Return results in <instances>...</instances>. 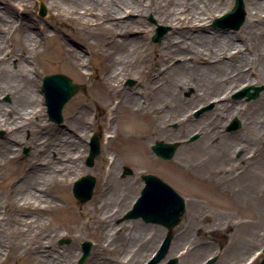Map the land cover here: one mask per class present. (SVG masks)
I'll return each mask as SVG.
<instances>
[{
    "label": "rangeland",
    "instance_id": "374dc122",
    "mask_svg": "<svg viewBox=\"0 0 264 264\" xmlns=\"http://www.w3.org/2000/svg\"><path fill=\"white\" fill-rule=\"evenodd\" d=\"M42 1L46 6V14L44 16L40 15L39 0H24L20 3L14 1V4L0 0V13L7 24L5 25V30L3 29L0 34L6 35L8 38L6 44L8 48L12 46L17 48L21 42L24 43V40H26L24 35L27 32L31 34L47 33L48 36L59 38L55 43L42 36L39 38L40 43L37 45V55H33V64L36 67V72L32 73L34 87L38 89L36 97L38 113L34 118L28 119V122H26L28 128L24 131L26 138L31 136V132L36 131V141L42 146L43 152L52 151L49 156H45L42 153L35 152L31 144H15L14 151L17 149L18 162L4 163L2 158H0V228L1 231L5 229L2 234L5 236L10 230V234H15L16 237L19 234L26 235V241L24 242L25 251L16 243L13 249L15 254L13 261L3 262L2 264H37L35 259L28 261L27 234L40 236L45 233L52 236L53 246L57 249V252L74 250V264H80L79 262L83 255V242H91L90 253L81 264H95L98 256L96 246L101 239L97 231L84 225L88 222V219H82L79 213L86 211L90 205L99 200H103V205H109V209L112 212L119 211L113 222L120 233L114 234V238L118 239V242L112 246L111 243L108 244L109 242L104 244L110 248L117 247L114 259L122 261L120 264H127V260L124 259L125 251L130 244L133 232L137 230L136 227L143 225L146 228L143 231L144 244L140 252H138L140 255L134 258L131 264H144L149 261L165 238L167 229L159 224L146 223L141 218L127 219L125 217L141 194V190L144 187V181L142 180V174L144 173L154 174L167 182L188 204L180 224L173 230L174 237L170 244L166 261L178 256V264H190L191 261L195 264H209L211 259H214L211 264H259L263 256L262 254L258 255V250L261 252L264 247V221L260 222L259 220L264 217V179L256 176V170L260 165L262 167L261 170L264 171V159L261 161L264 158V129L261 128L256 131L252 126L254 120L261 122L264 119V103L260 101V97L264 93V82L262 84L242 82L228 95L229 106H239L242 111L241 115L234 114L229 116L219 126L220 134H225L231 139L230 153L233 156V162H231L230 166L225 165L226 161L220 157L208 158V156L202 155L199 158L201 153L190 146L199 141L201 133L199 130L194 129H185L182 132H177L180 129L177 120H173L168 124L172 131H176L175 134L145 140L144 145L148 148L152 158L150 161L140 162L138 161L140 157L132 155L125 147L124 140H126L127 134L132 137L139 136L140 139L141 134L144 132V127L149 122L153 124V119L148 120L143 111L138 113L141 116H136L129 105L121 104L117 106V101L112 100L129 93L132 96H136L141 104L146 105L148 109L155 108L154 113L159 117L160 114H163L164 109L161 108V103H155L154 99L157 95L156 93L162 87L163 81L160 74L165 69V66H162L163 63H159L157 67L154 66L155 63H153L151 54L150 57L147 55L148 58L144 59L145 53L143 52L154 47L158 50L162 49L167 35L172 31V26L161 23L152 12L143 16L145 22L140 26V29L133 27L126 36L127 41L137 39V46L135 44L133 47H129L130 50L135 47H138V49L144 48L142 53L130 54L125 63L127 66L136 65L140 72L130 71L122 77L117 92L107 93L106 87L103 86L101 88L96 84L99 76L107 75L111 70L108 65H105L106 56L103 54L112 53V57H115L120 49L112 47L114 43L111 39H107L106 42L104 40V44L109 49L95 42L93 49L88 51L82 43L85 39L83 37L84 34L81 32L76 34L71 29L64 30L66 37L68 36L69 39L65 40L63 34L58 30V24L55 25V21L52 18L54 11L50 7V0ZM227 1L226 6L215 17L207 20L204 26L206 30L189 31L187 29L182 41H190L193 34L197 33V31L201 36L206 33L216 35L218 32H230L233 36L238 34L239 36L248 37L249 30L246 27V20L248 19L250 7L246 0H244L245 20L238 29L232 27V24L235 23L233 20L225 22L227 27L213 25L217 17L223 16L234 6L235 0ZM139 16L138 13H129L124 16V19L131 22L138 19ZM258 24V29L254 31L256 33L255 38L257 43L263 46L264 49V28H262L261 23ZM157 33L161 35V38L154 40ZM88 40L93 42L94 38L88 35ZM65 43H68L72 49L78 52L81 51L87 61L88 65L82 68L84 72L82 79L72 70L71 65L66 66V61L63 62L59 57L54 56L55 51L57 49L60 50L61 44ZM102 48L107 49L102 50ZM261 49L260 47L261 54L247 59L246 62L249 68L253 69L252 66H254V68L258 69L264 65V54H262ZM175 61L177 63L180 59L177 58L173 62L175 63ZM11 68H18L17 60L13 59L11 61ZM54 73H62L69 76L79 86L78 92L63 108V121L61 123H56L49 119L41 87L43 77ZM245 87H251L250 92L252 93L255 88H259L260 91L257 98L248 99V96L237 97L236 95ZM192 93L193 91L188 89L183 92L182 96L187 99L190 98ZM0 100L4 103H11V97L8 93L2 94ZM184 103L187 104L186 102ZM215 104V98L209 99V101L198 100L192 108L186 105L185 112H189L191 120L196 122L206 114L213 113ZM84 106L90 107V115L87 119L90 123H88L89 125L85 131L83 129L79 131L81 139L79 143L82 151V155L79 158V169L84 170V172L79 175L73 172L63 178L59 177L57 180L51 179L44 182L42 180L44 175L39 173L41 171L39 169L47 168V166L49 169L51 167L58 169L60 165L57 162V159H59L57 157L58 154L53 151V146L55 148L69 146V143L73 140H78L77 136L73 134L74 128L68 126L67 120L78 115ZM100 109H104L101 115L98 114ZM224 114L229 113L225 112ZM96 115L99 120L100 116L102 117L100 120L102 123L94 122ZM235 120H238L240 127L236 130H228ZM249 127L252 128L247 131L246 129ZM9 133V130L0 127V148L3 147L4 140ZM95 134L100 138L101 152L96 157L94 165L90 167L86 164V159L90 150V139ZM234 135L239 138L236 140L232 139L231 137ZM157 141L179 144L171 160H163L153 152L151 147ZM246 142L249 144L246 145ZM175 160L181 161L183 164L182 170L185 172L184 169H187L189 172L185 173L189 175L184 172L174 174L164 168V166L173 165ZM204 165L205 167L203 168ZM213 165H216L219 170L220 168L228 170L221 171L222 174L220 175L217 173L212 174L209 166ZM112 166L117 167L116 174L119 179H132L137 181L139 185L141 184V189L137 193L128 190L129 186L123 189V196L126 197L125 204H129L135 196L127 209H124L123 205L114 201V197L116 199L117 195H114L115 190L112 188V182H109L112 180L110 177ZM206 166L209 167L208 172L203 174L201 171L205 170ZM127 169L129 172H126ZM195 172L198 173L200 178L194 177L201 179V182L207 183L211 181L210 185L213 190H205L203 186L200 187L198 184L189 183L185 180L187 176ZM33 173H36L37 183L31 182V174ZM84 175L94 176L96 185L92 198L81 203L74 197L72 187L74 182ZM33 186L36 188H31ZM31 189L48 199V205L51 208L47 210L51 211L43 212L31 207L20 212L14 221H9L7 218L14 211L8 205L9 202H16V200L26 198L36 205L44 206L46 204V201L45 203L32 201L28 195ZM101 190L102 192L106 191L103 197L100 194ZM14 199L16 200L14 201ZM39 216H42V218ZM40 223L41 226H39ZM15 224L19 225L20 229ZM222 229H225V232ZM2 240L5 245L11 242L9 239L6 240V237L5 240L7 242L3 237ZM134 248L137 249L138 246H134ZM196 249H199V253H193ZM23 254H25L24 258H22Z\"/></svg>",
    "mask_w": 264,
    "mask_h": 264
},
{
    "label": "bare ground",
    "instance_id": "6f19581e",
    "mask_svg": "<svg viewBox=\"0 0 264 264\" xmlns=\"http://www.w3.org/2000/svg\"><path fill=\"white\" fill-rule=\"evenodd\" d=\"M4 1L9 4H14V1L20 3L24 0ZM246 1L250 7L248 19L246 20V27L249 30L248 37L239 36L238 34H234L235 36H233L230 32H218L216 35L206 33L201 36L197 31V33L193 34L190 41H182L186 30H206L204 26L207 20L215 17L226 6L228 3L227 0H50V7L54 11L52 18L55 21V25L58 24V30L63 34L65 40L69 39L68 36L66 37L64 30L71 29L76 34L80 32L84 34L83 37L85 39L82 43L88 51L93 49L95 42L98 45L107 47L104 44V40L106 42L107 39H111L114 43L112 47H118L120 49L117 51L115 57H112V53L103 54L106 56L104 63L111 70L107 75L99 76L96 84L101 88L103 86L106 87L107 93L117 92L122 77L130 71L140 72V69L136 65L127 66L125 63L127 58L130 57V54L136 52L142 53L144 48L138 49V47H135L133 50H130L129 47H133L135 44L137 46V39L127 41L126 36L133 27L140 29V26L145 22L143 16L152 12L161 23L171 25L172 31L167 35L162 49L158 50L154 47L143 52L145 53L144 59L146 57L148 58V56L150 57L151 54L153 63H155L154 66H159V63H163L162 66H165V69L160 74L163 84L154 99L155 103H161V108L164 109L163 114H160L159 117L154 113L155 108L148 109L146 105L141 104L136 96H132L129 93L112 100L117 101V106L121 104L129 105L131 111L136 116L143 111L148 120L153 119V124L149 122L144 127V132L140 136L143 142L142 140L140 141L139 136L132 137L127 134L126 140H124L125 147L132 155L140 157L138 161H150L152 156L148 148L144 145L145 140L175 134L176 131H172L168 127V124L173 120H177L180 128L177 132H182L185 129H194L199 130L201 133L199 141L190 146L201 153L199 158L202 155L208 156V158L220 157L226 161L225 165L230 166L232 164L231 162H233V156L230 153L231 139L225 136V134H220L219 126L229 116H233L234 114L241 115L242 111L239 106H229L228 95L242 82H255L257 84L264 82V65L258 69L252 66L253 69H251L246 62L247 59H251V56L255 57L261 54L260 47L262 48V54H264L263 46L257 43L255 38L256 33H254L258 29V23H261L262 28H264V0ZM129 13H138L140 16L135 21L129 22L124 19V16ZM5 25L7 24L0 13V32L3 29L5 30ZM88 35L94 38L93 42L88 40ZM41 36L51 40L52 43H55L59 39L56 36H48L47 33L31 34L27 32L24 35L26 39L24 40L25 44L21 42L17 48L15 46L8 48L6 45L8 38L6 35L0 34V96L8 93L11 97L10 104L0 100V127L6 128L10 132L4 140L3 147L0 148V158H2L4 163L18 162L19 156L17 149L14 151L15 144H31L35 152L42 153L45 156H49V153L52 151L43 152L42 146L36 141V131L31 132L29 138H26L24 132L28 128L26 124L28 119L34 118L38 113L36 99L38 89L34 87L32 73L36 72V67L33 64V55H37V45L40 43L39 38ZM107 48H102V50ZM55 52L54 56L59 57L63 62L66 61V66L71 65L72 70L79 78L82 79L84 77L82 68L88 64L81 51L78 52L72 49L68 43H65L61 44L60 50L57 49ZM177 58L180 61L177 63L175 61L174 63L173 61ZM13 59L18 62L17 69L11 68V61ZM188 89L192 90L193 93L190 98L186 99L182 94ZM214 98L216 99L214 112L206 114L196 122L191 120V114L189 112H185L186 105L192 108L198 100L209 101V99ZM260 101L264 103V93L260 97ZM103 110L100 109L98 114L101 115ZM225 112L229 114H224ZM89 115L90 107L84 106L78 115L67 120L68 126L74 128L73 134L77 136L78 140H73L69 143V146H61L58 148L53 146V151H56L58 154L57 157L59 159H57V162L60 165L58 169H55L56 167L49 169L48 166L47 168L39 169L41 170L39 173L45 176L42 177L44 182L51 179L57 180L59 177L63 178L73 172L77 173V175L84 172V170L79 169V158L82 155L81 144L79 143L81 141L79 131L81 129L85 131L88 127V123H90L87 120ZM101 119L102 117L100 116ZM98 120L96 115L94 122L98 124L102 123V121ZM263 126L264 119L261 122L254 120L252 127L257 131L261 128L264 129ZM252 127L246 130L249 131ZM231 138L236 140L239 137L234 135ZM245 144L247 145L249 143L246 142ZM76 154L78 155L77 157ZM209 167L212 174L217 173L220 175L222 174L221 171L228 170L224 168H220L219 170L216 165ZM209 167L206 166L205 170L203 169L201 172L205 174L208 172ZM164 168L174 174L184 172L182 170L183 164L179 160H175L173 165L164 166ZM261 168L259 165L256 170V176L264 179V171ZM116 170L117 167L112 166L110 170L112 180L109 181L112 182V188L115 190L114 195H117L116 199L114 197V201L123 205L124 209H127L135 196L129 204H125L126 197L123 196V189L129 186L128 190L137 193L141 189V184L139 185L137 181L132 179H119ZM184 170L185 172H189L187 169ZM31 175V182L37 183L38 181L35 178L36 173ZM194 176L200 178L198 173L195 172L187 176L185 180L189 183L198 184L200 187L203 186L205 190H213L210 185L211 181L207 183L201 182V179H196ZM34 186L31 188L35 189L36 187L34 188ZM33 189L28 194L30 199L35 202L45 203L46 201V204L44 206L40 204L36 205L26 198H22L21 200L14 199L16 202H9L8 204L15 211L9 214L7 218L9 221H14L20 212L28 210L31 207L43 212L51 211L47 210L51 208L48 205V199L44 198L42 194H37L36 191H32ZM105 192L101 190L100 194L102 197ZM102 201L99 200L93 203L86 211L79 213V216L84 220L88 219V222L84 224L86 227L92 228L99 233L101 241L96 246L98 256L95 264H120L122 261L114 259L117 247L110 248L108 245H104L105 242H109L108 244L111 243V246L118 242V239L114 238V234L120 233L115 228L113 222L118 216L119 211L112 212L109 209V205H103L104 203L102 204ZM39 217L42 218V216ZM259 220L263 222L264 217H261ZM135 223L137 224V222ZM15 225L20 229L19 225ZM39 226H41V223ZM136 229L125 251L126 255L124 259L127 260V264H131L132 260L140 255L138 252H140L144 244L143 231L146 229L145 226L139 225ZM222 230L225 232V229ZM3 231L5 232V229ZM3 231L0 228V264L13 261L15 257L13 249L16 243L23 251L26 248L24 246V242L26 241L25 234H19L16 237L15 234H10L11 231L9 230L4 236L2 234ZM27 236L28 261L35 259L37 264H74V250L61 253L57 252V249L53 246L54 243L51 235L45 233L40 236H36V234H27ZM2 237L4 240L6 237V240L9 239L11 242L5 245ZM134 246H138V248L135 249ZM259 252L260 250H258V254ZM193 253H199V249H196ZM24 257L25 254L22 255V258ZM190 264L195 263L191 261Z\"/></svg>",
    "mask_w": 264,
    "mask_h": 264
},
{
    "label": "water",
    "instance_id": "95a60500",
    "mask_svg": "<svg viewBox=\"0 0 264 264\" xmlns=\"http://www.w3.org/2000/svg\"><path fill=\"white\" fill-rule=\"evenodd\" d=\"M40 1V15L46 14V6L42 0ZM245 10L243 0H236L234 8L221 18L214 21V26H225L226 21L233 20L235 23L232 27L238 29L245 20ZM161 35H157L154 40H159ZM42 90L45 96L47 112L50 120L57 123L62 122V110L64 105L74 96L79 86L73 80L64 74H52L44 76ZM259 89H255L254 93L249 92L246 88L238 94L239 97L248 95L249 99L256 98L259 94ZM240 123L235 120L230 129H237ZM91 150L87 158V165L93 166L95 157L100 153V141L97 136L91 139ZM178 143L157 142L152 146L154 152L166 159L170 160L178 147ZM145 187L141 192V196L134 204L133 209L127 214V218L142 217L146 222L158 223L168 228V233L161 248L157 251L154 257L147 264H158L163 260L170 247L173 238V229L182 220L186 211L184 198L180 196L169 184L161 180L153 174H144ZM96 179L93 176H83L79 178L73 186L75 197L82 203L90 200L93 195ZM84 254L80 259V264L87 258L90 253L91 243H84ZM214 261L211 260L209 264ZM177 259H171L165 264H177ZM260 264H264V258Z\"/></svg>",
    "mask_w": 264,
    "mask_h": 264
}]
</instances>
